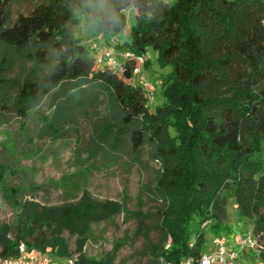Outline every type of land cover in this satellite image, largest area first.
I'll use <instances>...</instances> for the list:
<instances>
[{"label":"trees","instance_id":"trees-1","mask_svg":"<svg viewBox=\"0 0 264 264\" xmlns=\"http://www.w3.org/2000/svg\"><path fill=\"white\" fill-rule=\"evenodd\" d=\"M16 1L0 0V127L22 122L49 98L53 113L38 136L58 139L104 103L91 153L105 144L116 159L147 148L157 166L151 193L159 239L146 240L147 264L200 257L204 230L215 237L227 230L221 218L229 201L251 221L264 260V0H27L30 12L13 19ZM83 20L98 34L118 36L109 47L130 55L120 70L97 65L74 36L71 27ZM155 66L154 84L147 72ZM136 68L154 87L152 101L134 80ZM3 175L0 167L1 200L17 210V221L14 229L0 222V257L17 255L23 244L55 264L73 257L75 264H114L82 250L117 204L88 193L60 206L21 202ZM138 221L144 230L141 215Z\"/></svg>","mask_w":264,"mask_h":264},{"label":"rangeland","instance_id":"rangeland-1","mask_svg":"<svg viewBox=\"0 0 264 264\" xmlns=\"http://www.w3.org/2000/svg\"><path fill=\"white\" fill-rule=\"evenodd\" d=\"M167 1L172 3L175 0ZM31 9L27 0L16 1L12 6V17L26 15ZM126 17L127 25L122 35H127L130 29L132 17L128 13ZM71 31L93 57L99 49L110 46L111 41L118 39L113 33H96L90 22L84 20L72 26ZM147 57L150 60L154 58L151 50ZM154 68L147 72V79L155 84L160 71L156 66ZM155 98L157 100V96ZM52 113L49 98H46L22 122L14 118L11 123L0 127V167L4 170L5 183L18 190L17 200L21 202L60 206L88 193L98 201L117 204L119 211L114 217L92 227L82 253L94 261L110 257L114 264H147L146 240L159 239V232L154 228L157 218L152 216L158 203L151 193L157 166L152 162L148 149L142 148L136 156L127 153V149L126 153L116 154L118 157L115 159L104 144L99 151L91 153L96 141L93 127L97 125V119L100 121L107 113L104 103L91 112L88 121L80 120L78 126L64 137L41 139L38 134L43 128V120L50 119ZM140 215L146 226L144 230L139 227ZM223 216L222 227L227 230H219L215 233L217 236L220 234L229 240L236 234L245 235L251 230V221L237 216L233 201L227 202ZM16 221L17 210L3 203L0 195V222L14 229ZM204 231L205 249L208 251L215 236L209 227ZM70 244L74 249V239L70 240ZM234 250L242 261L257 264L255 250L239 247H234Z\"/></svg>","mask_w":264,"mask_h":264},{"label":"built area","instance_id":"built-area-1","mask_svg":"<svg viewBox=\"0 0 264 264\" xmlns=\"http://www.w3.org/2000/svg\"><path fill=\"white\" fill-rule=\"evenodd\" d=\"M130 55L117 56L109 46L99 49L95 55V62L97 65L105 63L107 66L120 70V63L127 59ZM139 65L144 63V59L137 58ZM134 80L143 87L150 101L154 98V87L147 81L145 75L141 72V68H136L133 71ZM227 238L224 236H216L212 240V249L206 251L198 258L189 257L178 264H250L244 262L239 258V254L234 250L227 248ZM232 243L242 250L250 248L258 252L257 243L250 232L247 234H236L232 238ZM168 245L165 246V249ZM76 259L70 258L64 264H75ZM0 264H55L51 257L36 252L27 251L25 245L21 244L18 247L17 255L13 257H0ZM161 264L164 263L161 260ZM257 264H264V260L258 259Z\"/></svg>","mask_w":264,"mask_h":264},{"label":"crops","instance_id":"crops-1","mask_svg":"<svg viewBox=\"0 0 264 264\" xmlns=\"http://www.w3.org/2000/svg\"><path fill=\"white\" fill-rule=\"evenodd\" d=\"M164 1H167V0H164ZM168 2V1H167ZM129 14L131 17H132V10L131 9H129L127 12H126V14ZM130 23V25H131V21L129 22ZM117 36V35H116ZM232 238L233 237H231L228 241H227V248L228 249H230V250H232V249H234V247H236L233 243H232ZM212 249V247L210 248V250ZM209 251V250H208ZM66 260H64V262H65ZM61 263H63L62 261L60 262V264Z\"/></svg>","mask_w":264,"mask_h":264}]
</instances>
